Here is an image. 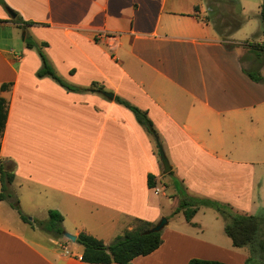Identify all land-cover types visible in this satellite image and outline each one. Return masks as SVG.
Here are the masks:
<instances>
[{"label":"crops","instance_id":"1","mask_svg":"<svg viewBox=\"0 0 264 264\" xmlns=\"http://www.w3.org/2000/svg\"><path fill=\"white\" fill-rule=\"evenodd\" d=\"M4 2L32 25L21 30L0 6V33L24 34L21 55L0 48V87L10 83L0 89L7 110L0 158L13 163L15 175L13 198L0 200V264H87L80 259L82 247L70 252L68 245L58 250L39 244V229L20 219L10 205L14 200L31 219L58 211L65 232L108 245L111 231L130 230V220L156 224L163 218L157 197L164 191L171 214L179 187L233 208L244 195L251 198L233 188L243 181L251 187L254 172L264 166V66L261 83L244 74L239 45L245 42L230 35L238 46L224 45L210 19L212 0ZM260 30L259 21L250 35L255 42L264 38ZM27 36L46 44V58L66 82L82 88L95 83L102 91L67 92L48 77L37 78L41 61L26 48ZM3 40L7 45L9 39ZM115 96L147 113L159 145ZM158 146L170 175L163 173ZM148 174L155 177L152 189ZM169 222L160 247L131 264H187L193 258L223 263V256L236 255L227 251L229 238L220 245L201 238L204 229L193 219L185 222L200 232Z\"/></svg>","mask_w":264,"mask_h":264},{"label":"trees","instance_id":"2","mask_svg":"<svg viewBox=\"0 0 264 264\" xmlns=\"http://www.w3.org/2000/svg\"><path fill=\"white\" fill-rule=\"evenodd\" d=\"M0 6L4 10L10 11L15 15V17L10 21L17 25V27L21 30H25L26 27L32 25L30 22L23 21L16 12L10 10L4 0H0ZM218 15L219 11L212 6L210 19L212 20V16L218 17ZM219 19L220 17L214 18L212 21L214 30L218 33L227 48L233 49L237 47L238 45L233 43L229 37L234 31L240 28L242 20L237 16L235 20L232 18L234 20H232L233 22L225 21L221 24V20ZM258 20L261 24L260 35H264V3L260 5ZM223 29H228V31L223 33ZM257 37L258 35H255L253 38L255 39ZM24 43L26 48L34 49L40 58L41 67L36 72L37 78L48 77L67 92L82 93L102 91V89L97 87L95 83H92L89 88H82L66 82L56 73L46 58L43 52V48L46 46L45 43L37 44L29 36L25 37ZM239 46L245 50L244 54L240 58V63L245 65L242 69L244 74L251 81L261 83L263 79L260 74V70L264 66V43L245 42ZM9 86L10 83L2 84L0 89L3 91ZM114 101L115 103L128 109L133 114L138 125L144 129L156 145H159L158 135L146 112L138 109L119 97L115 96ZM6 116V103L2 98H0V138L4 130ZM170 174L171 173L168 172V175ZM14 178L13 163L4 162L0 158V200L13 198V195L9 191V186L14 181ZM155 184V177L148 174V188H154ZM175 190L179 200L177 207L172 212V215L181 213L184 220L187 223H191V220L201 208L213 209L218 216L223 219V232L230 239L232 247L237 249H249L250 256L245 260V264H264V217L233 214L226 208V206L208 199L198 198L186 194L181 187L176 188ZM10 205L18 212L20 219L32 228H37L55 238L63 237V234L65 233L62 226L63 217L58 211L49 210L47 213V220L37 222L34 219L28 218L22 214L15 200L11 202ZM133 221L135 223V227L130 230H125L121 235L115 237L108 245H105L101 240H98L91 235L79 233L76 236L75 243L82 247V254L80 257L81 261L87 264H131L135 258L145 257L157 250L162 244V231L150 232V229L155 224L140 219H133ZM187 264L224 263L215 260L193 258L190 259Z\"/></svg>","mask_w":264,"mask_h":264},{"label":"rangeland","instance_id":"3","mask_svg":"<svg viewBox=\"0 0 264 264\" xmlns=\"http://www.w3.org/2000/svg\"><path fill=\"white\" fill-rule=\"evenodd\" d=\"M262 3H264V0H212V3H211L212 6L215 7L219 11L218 17L212 16V21L214 18L220 17L219 19L221 20L220 23L223 24L225 21L233 22L238 16V18L242 20V24L240 28L234 31L231 35H234V38L237 41H242V42L244 41V42H250V43L255 42L253 39H251L250 35L259 26V20H258L257 13L259 12L260 5ZM222 31L223 33H225L228 31V29H223ZM22 34L23 32L19 30H15V31L12 29H8L5 31L2 30V32L0 33V48L3 49L5 52H8V54L12 52H14L15 55L20 54V51H21L20 46H21V40L23 36ZM5 37L9 39L7 45L5 44V41L3 40ZM261 40L259 39L258 42H255V43H260V44L264 43V38H261ZM35 54L38 55L36 51H35ZM8 60L12 65L16 67V58L14 59L11 57V55H8ZM250 182H251V187L246 186V181L245 182L243 181L241 183V186H238V188H233L234 190L238 189L242 191L243 193L251 196L250 198L244 195L243 198L240 200V202L235 204L234 208L229 203H221V202H216V201L214 202L221 204L223 206H226V208L230 210L231 213L233 214L264 217V166L256 169V171L254 172V176H252V179L250 180ZM181 189L184 192H186L183 188ZM163 193L164 195H159L157 199L163 203V206H162L163 208L161 210L162 214L164 215L163 218L168 217L166 219H167V222L170 221L169 222L170 227L181 229L182 231L190 230L191 232H196V231L200 232V230L203 231L204 229V235L200 234L202 235L200 236L201 238L210 239V240L212 239V243L219 244V245L221 244L220 243L221 240H227L229 242L228 237L223 232L224 221L220 216H218V214L213 209L201 208L197 212V214L194 216L193 221L199 224L200 227L202 226V228L200 230L191 229L190 227H188L181 213L176 214V215L171 214V209H172V206H171L172 200L170 198L171 196L167 191H164ZM203 199H206V198H203ZM34 220L37 222H43L47 220V215L46 217H43L41 220L40 219H37V220L34 219ZM86 221L90 222L91 219L88 218L86 219ZM129 225L131 229L135 227L134 221L130 220ZM36 231L38 235L35 237V239L41 245H50V247L58 249V250H61L65 245H68L70 252L80 251L81 249L80 245H78L77 243H72L64 237L55 238L49 234H46L43 231H40V230H36ZM119 235L120 233L118 232L116 228L112 230L110 233V236L114 238ZM227 249H228L227 251H230L236 255L223 256L225 259V262H223L224 264H245V260L250 256V251L248 248L237 249L234 247H228ZM213 256L214 255H212V257ZM242 257L244 258V261H241Z\"/></svg>","mask_w":264,"mask_h":264},{"label":"water","instance_id":"4","mask_svg":"<svg viewBox=\"0 0 264 264\" xmlns=\"http://www.w3.org/2000/svg\"><path fill=\"white\" fill-rule=\"evenodd\" d=\"M8 14L10 15L11 18H14L15 15L12 12H8ZM22 38H24V34H22ZM102 95L107 98V99H113V95L109 92H102ZM158 156H159V160L161 162L162 168H163V173L167 174L168 172H170V165L168 163L167 158L165 157L163 150L160 146H158ZM167 225V219L166 218H161L151 229L150 232H160L162 231L165 226ZM63 237L66 238L67 240H69L72 243L76 242V236L75 235H71L68 233H64Z\"/></svg>","mask_w":264,"mask_h":264}]
</instances>
